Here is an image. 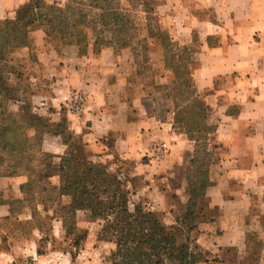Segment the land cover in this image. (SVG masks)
Returning <instances> with one entry per match:
<instances>
[{"label": "crops", "instance_id": "1", "mask_svg": "<svg viewBox=\"0 0 264 264\" xmlns=\"http://www.w3.org/2000/svg\"><path fill=\"white\" fill-rule=\"evenodd\" d=\"M26 3L0 0V22L15 18ZM161 19L180 46H194L195 89L216 128L205 205L213 218L198 224L197 243L220 259L222 252L234 251L239 264H264V0H163ZM12 58L27 68L26 99L39 100L38 112L55 123L66 118L93 159L131 164V177L144 183L143 196H162L152 205L171 215L161 184L176 180L185 190L177 169L190 166L194 147L172 119L148 115L141 98L130 101L129 57L110 48L83 53L79 46L48 41L39 29L31 34V49H18ZM76 92L89 105L79 115L65 108ZM161 142L170 149L155 159ZM44 149L60 161L67 147L62 137L46 135ZM28 181L27 175L0 177V264H73L70 253L44 240L30 208L16 209ZM52 233L62 239L64 229L54 227Z\"/></svg>", "mask_w": 264, "mask_h": 264}, {"label": "trees", "instance_id": "2", "mask_svg": "<svg viewBox=\"0 0 264 264\" xmlns=\"http://www.w3.org/2000/svg\"><path fill=\"white\" fill-rule=\"evenodd\" d=\"M125 3L128 7H143L150 22V13L155 12L158 2L68 0L64 7H59L47 6L44 0H28L26 10L20 9L15 18L0 22V177L28 176L29 181L21 189L23 198L15 202L16 209L30 208L46 241L57 239L52 235L55 226L46 228L44 218L67 228L66 221L75 218L78 210L88 209L94 217L105 222L103 232L116 245L114 264H223L218 259L206 258L197 243L196 226L213 218L206 213L204 204L213 183L212 167L216 160L210 138L216 128L210 124L207 117L210 109L197 93L192 74V89L183 82L180 84L179 111L174 119L193 143L194 153L184 176L186 211L173 226L164 222L160 214L164 211L153 206L157 205L154 200L145 201L134 189V179L121 167L110 171L105 166L94 168L89 165L73 143L75 137L68 129L66 118L55 123L53 118L36 110L37 98H33L32 103L26 99L30 93L29 79H24L23 66L14 62L12 54L21 48L31 49V32L26 30L29 26L38 22L48 41L67 43L72 28L79 24H100L104 31L114 36L109 42L102 41L103 47L125 49L133 43V23L124 14L127 11ZM88 10L98 12L92 21L88 20ZM172 44L169 40L168 46L177 48ZM97 46L95 42L94 48ZM193 54L192 48L184 49L182 54H174L170 60L175 62L178 71L185 72L187 63L191 61L193 65ZM35 59L32 54V60ZM46 135L62 137L67 147L61 156L63 178L60 189L53 188L57 195L48 190L53 177L48 159L55 156L44 149ZM45 194L49 197H44ZM64 197L70 199V204L64 207L68 210L66 217H50L46 202L53 198L61 202ZM65 252L71 254L69 249Z\"/></svg>", "mask_w": 264, "mask_h": 264}, {"label": "rangeland", "instance_id": "3", "mask_svg": "<svg viewBox=\"0 0 264 264\" xmlns=\"http://www.w3.org/2000/svg\"><path fill=\"white\" fill-rule=\"evenodd\" d=\"M44 2L47 6L57 5L59 7H64L68 3V0H44ZM157 2L158 3L155 7V12L150 13L152 19L150 20V22L147 21L148 15L146 14L143 7L139 5L128 7V5L125 3L124 8L127 11L124 14L129 18L130 22L133 23V28L131 30L133 34V43L129 48L121 49L122 47H120L118 49H110L115 50V52L118 54H123L125 57H129L131 60L132 66L128 71V75H130L128 85V95L130 101L133 103L134 101H136V99L141 98V100L144 102V105L146 106L145 110L147 111L148 115H151L154 118L163 121L172 119L174 122L175 114L179 111L178 101L180 97V84L183 82L188 88H193L192 82L190 81L193 65L190 61L186 65L185 72L178 71L177 65H175L174 61L170 60V57L174 54H182L184 52V49L192 48V50L194 51V46H180L178 42L174 41V38L172 37L169 30H167L162 24L161 6L163 0H157ZM26 4L22 9H27ZM88 13V20L92 21L94 15L98 12L88 10ZM39 29L43 28L38 22H35L26 30H29V32H31L32 34ZM113 38L114 36L112 35V33L104 31L102 25H91L88 23L85 25L79 24L76 28H72L70 36L66 38L67 43H64L62 41L58 42L63 46H79L83 53L94 52L95 54H99L103 50L108 49L106 47H103L102 41L109 42ZM169 40L172 41V46L177 48L168 46ZM95 42L98 43V46L96 48H94ZM32 68L35 69L36 67L32 66L31 68H29L30 70H28V73H33ZM26 71L27 68L23 66V75H25ZM23 82L25 85L26 83L24 80ZM32 101V99H28V102L32 103ZM175 105L177 106L175 107ZM132 106L134 107L133 104ZM210 115L211 114L208 113L207 117L209 116L210 118ZM174 128L176 129L177 133L186 136L184 129H182V127L178 124H175V122ZM73 143L79 147L82 157L90 163L89 165L91 167L101 168L105 166L110 171H115L116 167H121L125 172L130 174L129 170L131 168V164L122 162L120 160L118 162L115 159H107V162L104 163V161H101L100 159H93V156L91 155V153L89 154L87 152L84 144H82L81 141L74 139ZM164 143L165 142H161L157 144L154 148V152L156 148L161 147V145ZM191 145L194 147L193 143H191ZM48 162L52 165L53 174V177L50 180L51 186H49L50 188H48V190L50 189L52 190V192H54L53 188H56L57 190L60 189L61 180L63 178V174L60 168L61 160L56 161L54 157L49 158ZM189 168L190 166L184 167L181 168L180 171L177 169L179 180L182 179L183 184H185V173ZM179 184L180 183L176 180H173L172 182H164L163 184H161L162 190L167 196V210L168 212H171V215L167 216L168 213L166 211L160 214L162 215L164 222L169 226L175 225L176 219L183 216L186 211L185 206L182 203V198H186V193L184 189L179 187ZM143 186L144 183L142 181L138 180L136 182L134 180V189L138 193H141V190L143 191ZM48 193L49 192H47L46 194ZM53 195H57V192H54ZM153 196L154 197L143 196V199L145 201L154 200L155 202H158L159 200L162 201L163 199V197L160 195L159 198L155 195ZM44 197L47 198L49 196L46 195ZM38 199L39 198H37V200ZM54 200L55 199L53 198L51 199V202H46L45 204L50 217H54L57 219L66 217V213L68 212V210L64 207L70 204V199L64 197L61 202H56ZM205 205L206 202L204 204V209ZM42 209L43 208H40V211H42ZM66 222L67 228L62 227V225L54 224V220H50V218H44L43 220L46 228L55 226L62 227L64 229L62 239L58 238L55 242L51 241L56 250L65 251L66 249H69L71 252L73 264L115 263V258L113 255L116 251V245L111 242L103 232L105 222L102 219L94 217L91 210L84 209L78 210L75 213V218L69 219ZM48 235H50V231ZM203 252L204 256L209 260L218 259L220 262H223V264H239V262L242 261L238 254L234 251L222 252L220 254L222 256L221 259L218 258V255L206 253L204 250Z\"/></svg>", "mask_w": 264, "mask_h": 264}, {"label": "built area", "instance_id": "4", "mask_svg": "<svg viewBox=\"0 0 264 264\" xmlns=\"http://www.w3.org/2000/svg\"><path fill=\"white\" fill-rule=\"evenodd\" d=\"M88 100L85 94L76 92L68 100L65 108L74 115H79L88 109ZM168 145L166 143L162 144L161 147L155 149L154 157L163 158L168 152Z\"/></svg>", "mask_w": 264, "mask_h": 264}]
</instances>
